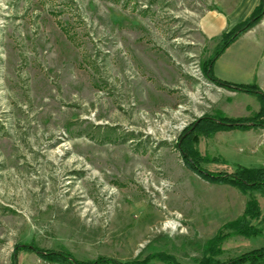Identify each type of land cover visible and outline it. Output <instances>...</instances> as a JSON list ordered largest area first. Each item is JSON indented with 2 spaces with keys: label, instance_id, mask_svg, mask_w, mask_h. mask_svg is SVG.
Segmentation results:
<instances>
[{
  "label": "rangeland",
  "instance_id": "374dc122",
  "mask_svg": "<svg viewBox=\"0 0 264 264\" xmlns=\"http://www.w3.org/2000/svg\"><path fill=\"white\" fill-rule=\"evenodd\" d=\"M223 1L238 0H0V264H198L218 235L219 262L264 249V190L206 181L179 146L205 116L260 109L208 77L222 33L251 15L208 38L198 21ZM258 24L213 75L264 93ZM255 123L198 136L201 170L264 166ZM251 196L259 234L244 236L226 225Z\"/></svg>",
  "mask_w": 264,
  "mask_h": 264
},
{
  "label": "trees",
  "instance_id": "16d2710c",
  "mask_svg": "<svg viewBox=\"0 0 264 264\" xmlns=\"http://www.w3.org/2000/svg\"><path fill=\"white\" fill-rule=\"evenodd\" d=\"M264 15V0H260L257 7L254 8L251 15L244 21L238 23L232 30L224 32L221 35V43L218 46L214 57L208 64V77L219 86L231 88L238 92H245L255 94L260 103V109L252 118H231L225 116L223 113L217 112L215 117L205 116L197 121L193 128L187 131L181 138L180 150L183 158L188 162L189 166L196 171L202 178L211 183L225 184L237 188L240 192L246 194L247 190H264V166L258 168H247L238 166L236 171L232 174H212L201 170L200 163L209 162L207 157H201L195 148L198 141V136L203 135L209 137L218 131L242 130L247 131L258 125L255 121L264 118V93L257 89L254 84H236L227 81H222L214 77L213 65L215 60L226 50V48L235 42L241 35L251 30ZM262 126V125H261ZM260 217V207L254 197H249L245 204L243 215L234 221L229 222L226 226L235 233L244 236H255L259 231L250 223L249 219H258ZM225 235H218L209 239L206 244H211L209 252L210 255L204 256L198 264H264V249L249 252L239 258L231 259L225 262L217 261L214 256L220 252L219 245L221 244ZM213 246L215 248H213ZM60 259V254L55 255ZM62 258H68L62 256ZM71 259V258H69ZM64 260V259H63ZM167 264H178L172 258L160 259ZM102 260H96L91 264H99ZM149 258L141 262L133 260L127 263H119L115 260H105L104 262L112 264H147ZM75 264H86L84 262H77ZM102 264V263H100Z\"/></svg>",
  "mask_w": 264,
  "mask_h": 264
},
{
  "label": "crops",
  "instance_id": "0c3cea01",
  "mask_svg": "<svg viewBox=\"0 0 264 264\" xmlns=\"http://www.w3.org/2000/svg\"><path fill=\"white\" fill-rule=\"evenodd\" d=\"M260 3V0L223 1L222 8L206 12L198 21V28L208 38L218 37L238 22L246 19ZM255 28L246 34L254 32Z\"/></svg>",
  "mask_w": 264,
  "mask_h": 264
}]
</instances>
